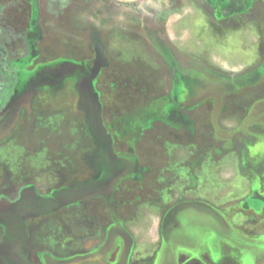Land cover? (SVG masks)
I'll return each instance as SVG.
<instances>
[{
	"label": "rangeland",
	"instance_id": "1",
	"mask_svg": "<svg viewBox=\"0 0 264 264\" xmlns=\"http://www.w3.org/2000/svg\"><path fill=\"white\" fill-rule=\"evenodd\" d=\"M62 2L51 12L48 0H0V117L31 91L25 108L30 118L22 119L10 142L1 146L10 153L0 158V193L12 197L29 182L52 186L63 181L64 176L52 173L56 161L51 158L60 156L56 166L69 173L66 155L90 144L79 106L87 107V113L106 120L110 143L102 152L115 148L126 159L127 171L119 174L113 155L98 159L94 179L118 185L125 174L144 177L143 186L125 181L116 194L127 224L145 248L135 259H146L154 250L158 217L165 211L162 194L171 207L182 200H208L243 229L264 233V161L257 171L243 169L239 162L246 141L264 140V119L242 124L254 103L260 104L257 114H264V0ZM106 8H121L132 17L103 21L102 55L108 60L101 63L88 47V34L94 12ZM159 134L161 142L154 148L151 142ZM155 150L158 167L151 166ZM159 165H166L165 174ZM253 186L256 192L236 204ZM109 199L96 194L81 201L74 217L79 226L72 230L78 244L72 252L84 251L89 237L104 235L108 224L102 206ZM185 206L198 219H204L203 213L216 215L201 204ZM108 207L114 210L113 203ZM53 234L30 231V246L48 243ZM257 239L250 240L257 254L245 257L250 264H264V246ZM225 263L240 264L233 257Z\"/></svg>",
	"mask_w": 264,
	"mask_h": 264
},
{
	"label": "crops",
	"instance_id": "2",
	"mask_svg": "<svg viewBox=\"0 0 264 264\" xmlns=\"http://www.w3.org/2000/svg\"><path fill=\"white\" fill-rule=\"evenodd\" d=\"M92 17L93 23L88 34V47L95 61L102 63L108 60L105 54H103L104 57L102 55L104 42L101 38L100 27H102L103 21L113 20L117 22L120 20L121 22L132 16L123 14L121 8H106L94 12ZM97 21L99 27L95 24ZM105 25L106 23H104V27ZM87 87L89 90V85ZM21 91L15 93L19 96ZM27 91V95L23 92L22 95L24 96L19 98V103L12 106L18 110L17 114H11L12 111L16 112L14 108L10 110V123L12 125L10 124V132L0 134V147L12 135L13 124L16 125L18 121L13 118L19 117V107L24 111L28 110L27 103L31 101L28 94H31V91ZM95 105L99 109L102 108L100 104ZM79 108L83 116L81 124L88 131L90 144L79 152L71 151L66 155L68 164L72 166L69 167V173L65 171L67 169L56 166V159L60 156H52L51 159L55 160L56 164L54 163L51 171L64 176L63 181L52 186H44L42 182H29L18 187L16 194L8 198L6 205L1 208L2 210L0 209L2 211L0 217V264H38V261L40 264H226L225 261L228 257L235 258L240 264H250L245 257L248 258L252 252L253 255L257 254L251 249L250 240L258 238L256 243L264 246V233L243 229L236 218L228 214H220V210L214 204L201 198L182 200L179 202L180 204L171 207L170 204L166 205V194H162L159 196L160 199L158 198L163 201L165 206L163 210L165 211L158 217L159 230L155 238L154 250L152 254H148L150 257L148 256L146 259L141 257L135 259L134 257L138 252L140 253L145 248L141 247L135 232L127 224L120 208V196L117 195L121 193L125 181L140 182V185L143 186L144 177L140 175L141 178H132L133 174L131 177H129L130 174H125L127 177L118 185L114 180L107 183L106 180L94 179L98 173V166H96L98 159L105 160L107 155H113L116 162H113L112 165L115 166L116 169L114 170L118 174L127 171L123 167L126 164V159L123 160L115 148L114 151L109 148L111 151L109 154L102 152L106 147L104 145L110 143L107 139V131L104 130L106 120L103 115L89 114L87 107L85 109L79 106ZM257 108L260 109V104L255 107L254 103L249 108L248 113L243 118V127H246L245 122L248 123L247 121L253 123L264 119L263 113L257 114ZM94 128L98 129V133ZM160 137V134L156 135L152 140L151 143L154 148H157L161 142ZM133 138L141 140L142 136L135 135ZM246 142V145L239 149V162L243 169L251 166L257 171L259 167L263 166L264 157L261 153L264 149V140L258 137ZM137 150L139 149L135 146L136 157L142 162L141 159L143 158L140 157ZM9 153L10 151L0 152V158L9 156ZM158 157V151H152L151 166L158 167L153 162ZM143 165L145 168L149 167V165ZM159 172L162 175L165 174L166 165H159ZM258 173L260 172L255 174ZM165 185L161 189L162 191H166ZM254 188L253 186L248 194L238 199L236 204L240 205V202L246 201L251 194L256 192ZM96 194L110 196V201H103L102 206V214L106 218L105 223L108 224L106 231L101 237H89L84 241V251L72 252L73 244H78V234L72 232L75 227L76 230L74 231H77L79 226L74 223L77 222L74 217H77L81 201ZM110 202L113 203L114 210L108 207ZM189 203L204 205L206 208L215 211L216 215L203 213L204 219H198L193 211L186 209L185 205ZM12 204L15 205L12 207ZM172 210L174 212L170 214ZM23 218L25 221L22 223ZM20 223L22 226L19 225ZM71 224L72 226H70ZM191 224H194L193 232L188 233ZM195 224L199 225L198 229L195 228ZM22 229L25 232L24 237H22ZM33 230L46 232L51 230L54 237L52 240H48L49 244L41 243L36 248H32L30 246V231L33 232ZM261 248L263 247H259V249ZM54 249H60L61 252L58 253ZM35 255H38L37 259H35Z\"/></svg>",
	"mask_w": 264,
	"mask_h": 264
},
{
	"label": "flooded vegetation",
	"instance_id": "3",
	"mask_svg": "<svg viewBox=\"0 0 264 264\" xmlns=\"http://www.w3.org/2000/svg\"><path fill=\"white\" fill-rule=\"evenodd\" d=\"M49 1V0H48ZM52 9V8H51ZM49 11H50V7H49ZM52 12V11H51ZM29 95V94H28ZM26 97V96H25ZM11 108H12V106H10V109H8L9 110V112L7 113H5L4 115H2V117H0V134H4V133H6V132H10V110H11ZM14 109L16 108V107H13ZM16 111V110H15ZM18 111V110H17ZM17 111L16 112H14V111H12V113L11 114H17ZM19 111H20V113H19V117H17L16 118V116L13 118L14 120H18L17 122H16V125H14L13 124V131H12V135H11V137L7 140V142H10V139L14 136L13 134H14V132L16 131V129L18 128V127H20L19 125H20V122H21V120L22 119H24L25 117L26 118H30V116H28V111L26 112V111H24L21 107H19ZM12 125V124H11ZM5 143H6V141H5ZM7 151H9L8 150V148H5ZM3 151H5L4 150V148H0V152L2 153ZM1 168L2 167H0V170H1ZM4 175V172H3V169L1 170V175H0V178H1V176H3ZM8 198H10V195H8V194H6V193H0V209L2 208V207H4L5 205H6V201L8 200ZM2 210V209H1ZM0 210V217H1V215H2V211Z\"/></svg>",
	"mask_w": 264,
	"mask_h": 264
},
{
	"label": "trees",
	"instance_id": "4",
	"mask_svg": "<svg viewBox=\"0 0 264 264\" xmlns=\"http://www.w3.org/2000/svg\"><path fill=\"white\" fill-rule=\"evenodd\" d=\"M57 2H61V5H64V3L62 2V0H49V7H50V11L53 12V10L51 9V6H53L54 4H56Z\"/></svg>",
	"mask_w": 264,
	"mask_h": 264
}]
</instances>
